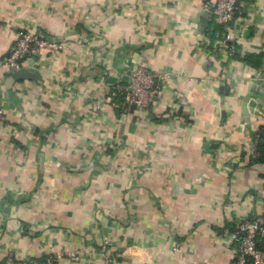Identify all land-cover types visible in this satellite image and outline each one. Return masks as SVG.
Returning <instances> with one entry per match:
<instances>
[{"label":"crops","instance_id":"0c3cea01","mask_svg":"<svg viewBox=\"0 0 264 264\" xmlns=\"http://www.w3.org/2000/svg\"><path fill=\"white\" fill-rule=\"evenodd\" d=\"M214 1L0 0V62L18 30L63 45L12 95L0 68V264L236 263L225 230L264 218V107L242 108L264 101V0H239L234 56ZM138 66L170 74L145 113L106 100Z\"/></svg>","mask_w":264,"mask_h":264},{"label":"built area","instance_id":"2783aa9c","mask_svg":"<svg viewBox=\"0 0 264 264\" xmlns=\"http://www.w3.org/2000/svg\"><path fill=\"white\" fill-rule=\"evenodd\" d=\"M239 0H215L208 4V8L216 24L223 27V36L219 50L228 56H234L239 52L238 37L234 28L237 19ZM63 45L55 41L46 40L34 36L30 29L16 32V45L10 56L0 62V68L8 70L12 67L24 68L23 62L40 54L42 51L58 52ZM170 74L165 71H157L143 66H138L127 85L118 86L107 94L106 100L116 107L133 106L139 112L148 111L152 97L159 93L166 84ZM7 120L5 112L0 105V124ZM224 236L232 241L237 254L235 264H264V218L254 217L237 221L234 231L225 230ZM175 247L174 251H177ZM76 259L73 252L63 253L57 256H49L43 263L30 261L28 264H58L63 257ZM116 259L110 256L105 264H115ZM4 264H19L13 259H8Z\"/></svg>","mask_w":264,"mask_h":264},{"label":"water","instance_id":"95a60500","mask_svg":"<svg viewBox=\"0 0 264 264\" xmlns=\"http://www.w3.org/2000/svg\"><path fill=\"white\" fill-rule=\"evenodd\" d=\"M5 76L7 77L6 86L9 90V94L12 95V88L15 82L22 80H36L40 77V74L33 68L18 69L12 67L6 71ZM262 83L264 84V72L262 75ZM260 90L261 88L256 87L244 97L242 108L245 115H249V109L253 110L259 106L264 107V101L260 98Z\"/></svg>","mask_w":264,"mask_h":264},{"label":"trees","instance_id":"16d2710c","mask_svg":"<svg viewBox=\"0 0 264 264\" xmlns=\"http://www.w3.org/2000/svg\"><path fill=\"white\" fill-rule=\"evenodd\" d=\"M251 162L264 164V125L260 126L259 128V132L256 140V148ZM253 218L254 217H252V219Z\"/></svg>","mask_w":264,"mask_h":264}]
</instances>
